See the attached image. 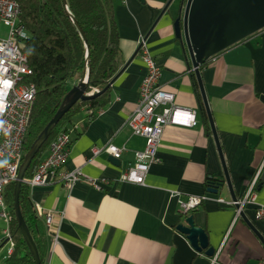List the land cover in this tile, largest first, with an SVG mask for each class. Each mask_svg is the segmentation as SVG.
Returning <instances> with one entry per match:
<instances>
[{
  "label": "crops",
  "instance_id": "crops-1",
  "mask_svg": "<svg viewBox=\"0 0 264 264\" xmlns=\"http://www.w3.org/2000/svg\"><path fill=\"white\" fill-rule=\"evenodd\" d=\"M168 1L114 0L122 67L142 45L162 69V89L175 95L177 106L198 111L197 125L165 129L160 162L151 166L145 184L120 182L136 152L146 147L145 138L134 135L128 124L148 74L140 49L111 86L110 104L92 120L85 110L77 119L63 170L79 169L84 178L72 188L52 183L30 189L42 218L48 210L67 214L46 227L44 264H264V243L229 204L233 199L207 113L206 120L201 112L196 75L175 34L174 22L186 0H172L162 15ZM200 70L237 199L256 181V200L242 211L264 238V218L256 216L264 207V30L214 56ZM108 144L124 148L119 165L104 151L93 156L94 147ZM48 154L47 148L44 158ZM207 180L212 187L224 182L218 194L208 192ZM200 195L207 200L188 215L206 231L213 256L195 250L176 229L185 220L180 201Z\"/></svg>",
  "mask_w": 264,
  "mask_h": 264
},
{
  "label": "trees",
  "instance_id": "trees-1",
  "mask_svg": "<svg viewBox=\"0 0 264 264\" xmlns=\"http://www.w3.org/2000/svg\"><path fill=\"white\" fill-rule=\"evenodd\" d=\"M15 1L21 8V25L28 34L21 43V48L26 53L29 67L32 70L27 83L34 84L37 90L24 142L25 156L57 113L67 92L73 87L72 82L78 81L81 77L86 63V45L79 30L72 23L69 12L79 22L89 44L88 91L93 88L97 91L103 90L120 71L124 61L115 20L114 0H66L69 12L63 0ZM206 65L207 62L200 69ZM110 92L109 89L94 100L74 105L63 116L48 141L32 161L25 178L33 176L56 135L74 127L84 110L86 119L92 120L98 111L110 104ZM196 92L201 112L206 119V110L197 84ZM207 185H210L209 180H207ZM14 189V184L7 188L5 202L11 216L10 229L15 246L2 264H35L33 255L18 227L14 208ZM20 207L37 247L41 264H44L49 246L46 227L43 218L31 201L29 186L24 183L20 191Z\"/></svg>",
  "mask_w": 264,
  "mask_h": 264
},
{
  "label": "built area",
  "instance_id": "built-area-1",
  "mask_svg": "<svg viewBox=\"0 0 264 264\" xmlns=\"http://www.w3.org/2000/svg\"><path fill=\"white\" fill-rule=\"evenodd\" d=\"M126 1V0H122ZM21 8L15 0H0V218L7 222L4 243L9 242L12 253L15 242L10 229L11 216L5 202L7 188L18 180V173L23 162L24 142L30 124L31 111L36 97V87L27 83L32 70L28 64V57L21 48V43L28 36L21 25ZM8 28L7 37H1V26ZM143 59L148 66V74L140 84V100L128 120L132 133L145 138L146 147L136 152L135 163L120 177V182L145 184L147 175L153 164L159 163L158 147L169 126L193 128L197 125L198 111L185 109L175 104V95L162 89L160 78L162 69L156 64L152 55L143 50ZM97 92L95 88L88 94ZM158 110L160 112H158ZM77 125L59 132L48 146L49 154L42 159L35 173L30 178H24L23 183L30 189L52 183L72 188L84 178V173L77 169L64 171L63 167L69 157L72 143V133ZM106 152L116 159H120L124 148L112 144L104 147H94L93 156ZM93 186L102 190V186L92 178L88 179ZM249 188L246 196L240 201L229 203L237 207L236 218L249 201L255 202L254 185ZM207 200V195L188 196L180 201L181 214H189L200 207ZM224 202L223 199H218ZM67 219V214L48 210L43 215L45 227L54 225L56 217ZM256 216L264 218V207H260ZM8 254V255H9Z\"/></svg>",
  "mask_w": 264,
  "mask_h": 264
},
{
  "label": "water",
  "instance_id": "water-1",
  "mask_svg": "<svg viewBox=\"0 0 264 264\" xmlns=\"http://www.w3.org/2000/svg\"><path fill=\"white\" fill-rule=\"evenodd\" d=\"M63 1L66 10L69 12L66 0ZM140 1L144 2V0ZM171 2L172 0L168 1L164 9L162 10V15ZM69 15L71 17L72 23L79 30L82 38L84 39L87 49L86 63L78 83L75 84L67 92L55 116L45 127V129L40 133L28 152H26L19 169L18 180L14 184V208L16 219L18 221V227L33 255L35 264H41V260L20 207V191L25 178V174L29 169L32 161L48 141L52 131L55 129L63 116L74 105L94 100L111 89V86L123 73L129 62H131V60H133L137 56L139 50L142 47L141 45L137 49V51L131 57L130 61H128L121 68L117 75L103 90L88 94L90 77L89 44L85 33L79 25L77 19H75L70 12ZM174 29L177 39L180 41L183 47H186L188 51L193 70L196 75V80L198 82L204 108L206 110L207 117L211 126V131L216 140L221 161L224 167L225 184L230 190L233 201H238L233 190V185L231 183V178L226 167L223 153L220 148L219 138L203 85L200 67L219 53L264 30V0H186V2L183 3L179 8V16L174 22ZM116 162L118 165L120 164L118 159H116ZM223 184L224 182L217 183L215 186L210 187L208 189V192L212 194H218V189ZM182 216L185 217V220L183 221V223H179L177 225V231L185 235L190 241L192 247L198 252H202L205 250V253L207 255H215V249L209 246V237L206 231L202 227L196 225L194 215L183 214ZM240 217L244 219L250 229L264 243V238L259 233L257 228L253 225V223L246 217L243 211L240 212Z\"/></svg>",
  "mask_w": 264,
  "mask_h": 264
},
{
  "label": "rangeland",
  "instance_id": "rangeland-1",
  "mask_svg": "<svg viewBox=\"0 0 264 264\" xmlns=\"http://www.w3.org/2000/svg\"><path fill=\"white\" fill-rule=\"evenodd\" d=\"M8 34V28H6L4 25L1 26V37L5 38ZM80 79V78H79ZM79 81V80H78ZM7 229V222L0 218V264L5 260V258L8 256L10 251V243H4L5 241V233L4 231Z\"/></svg>",
  "mask_w": 264,
  "mask_h": 264
}]
</instances>
